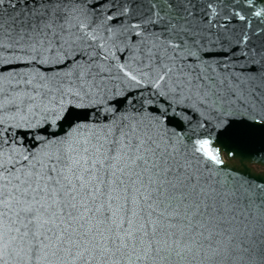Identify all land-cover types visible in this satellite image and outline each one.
Segmentation results:
<instances>
[{"label": "snow or ice", "instance_id": "6c2138e0", "mask_svg": "<svg viewBox=\"0 0 264 264\" xmlns=\"http://www.w3.org/2000/svg\"><path fill=\"white\" fill-rule=\"evenodd\" d=\"M0 264H264V0H0Z\"/></svg>", "mask_w": 264, "mask_h": 264}]
</instances>
